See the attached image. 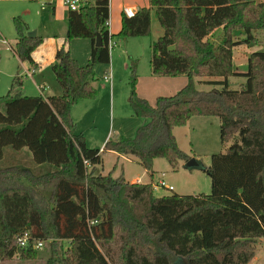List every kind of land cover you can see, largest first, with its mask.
Wrapping results in <instances>:
<instances>
[{
	"label": "trees",
	"instance_id": "16d2710c",
	"mask_svg": "<svg viewBox=\"0 0 264 264\" xmlns=\"http://www.w3.org/2000/svg\"><path fill=\"white\" fill-rule=\"evenodd\" d=\"M148 4L131 17L122 13L115 37H148L154 12L162 34L150 44V75L185 76L187 83L153 105L131 90L129 106L143 120L134 137L107 140L100 150L73 132L72 106L96 96L95 67L110 63L109 0L68 10L65 42L86 39L90 53L81 65L69 48L55 51L51 70L59 95L9 90L0 98V259L32 260L38 242L47 251L45 264H249L254 258L264 240V51L251 52L240 71L233 49L261 44L264 0ZM13 22L10 50L34 70L32 53L42 40L27 36L20 17ZM97 35L101 47H95ZM232 77L244 78L236 90ZM195 78L211 89L198 90ZM193 116L218 118L220 141L230 143L225 153L211 155L204 171L208 195L157 197L151 184L95 172L105 151L133 158L149 173L155 159L172 168L188 161L173 130ZM24 234L27 244L19 246Z\"/></svg>",
	"mask_w": 264,
	"mask_h": 264
},
{
	"label": "rangeland",
	"instance_id": "374dc122",
	"mask_svg": "<svg viewBox=\"0 0 264 264\" xmlns=\"http://www.w3.org/2000/svg\"><path fill=\"white\" fill-rule=\"evenodd\" d=\"M68 10L61 0H0V98H4L9 90L12 94L40 95L37 85L43 86L46 93L52 90L55 92V88L59 90L51 66L55 51L60 47L69 48L71 56L79 64L87 62L88 40L73 38L69 43L64 41ZM16 17H20L27 24V33L34 31L42 40L41 45L32 53V59L38 66L34 73L29 62H21L10 50L16 38L13 22ZM161 34L162 31L156 24L149 37L125 40L117 37L110 51V63L95 67L96 80L93 86L97 89L96 96L90 100L78 101L71 108L73 132L82 133L87 147L101 150L105 139L134 137L143 120L133 116L129 106L128 98L132 89L139 98L153 105L158 96H172L186 84L185 76L160 78L150 75V44ZM258 39L261 44L253 48L252 52L264 51V31L258 32ZM238 47L233 50V60L237 65L242 64L246 56L244 50H248L246 45ZM238 67L240 71H244L246 64ZM203 79L205 78L194 79L196 88L208 91L211 87L199 83ZM228 83L231 89L236 90L244 83V78L232 77L228 79ZM173 134L179 149L205 168L210 166L211 155L225 153L230 145L221 143L219 121L216 117L193 116L184 126L174 128ZM7 151L9 149L5 153ZM15 154L17 153L13 156ZM13 156L8 159V163L16 157ZM101 158L103 162L96 166L95 172L103 175L111 172L112 177L121 176L132 184H151L153 195L157 197L210 193L208 175L200 170L184 169V161L172 168L165 159H155L149 173L133 158H117L116 154L106 151L101 153ZM15 163L19 164L18 159H15ZM25 163L28 164L27 159ZM160 179L173 190L158 186ZM37 253L29 261H22L18 257H3L0 264H45L48 256L45 247ZM249 264H264V240H260L255 246V256Z\"/></svg>",
	"mask_w": 264,
	"mask_h": 264
},
{
	"label": "crops",
	"instance_id": "0c3cea01",
	"mask_svg": "<svg viewBox=\"0 0 264 264\" xmlns=\"http://www.w3.org/2000/svg\"><path fill=\"white\" fill-rule=\"evenodd\" d=\"M148 5H149L148 4V0H109V20H108L109 21V27H108V31H109V34L110 35L114 36L112 42L115 39H117V37H115V35H117L119 33V31H120L121 14L122 13H124L125 15L128 14L131 17V14L133 16L140 9L148 7ZM156 24L158 25L157 20H156V17H155V14H154V12H152V14H151V32H152L153 26L156 25ZM151 32H150V35H151ZM217 33H219V30H218ZM64 41H65V39H64ZM151 42H153V41H151ZM253 48H255V47H248V50L247 51L244 50L245 53H246V56H248L252 52L251 50ZM234 49H237V48L235 47ZM89 53H90V44H89ZM246 56L244 57L245 59H243L242 64L240 63L239 65L235 64L234 63V60H233V64L235 65V67L237 69H239L238 66L241 67V65H245L246 64V58H247ZM88 60H89V54H88ZM88 60H87V62H88ZM85 64H81V65H85ZM32 71L34 73V70L33 69H32ZM111 78H112V75L110 73V80H111ZM160 78H166V77H160ZM92 85H93V83H92ZM39 87L42 88L40 94H42V96H44V97L53 96L54 94L55 95H59L61 93L60 92V89L59 90H56V88H55V92H54V90H52V91H50V93H46V90L43 88V86L37 85V90H38ZM106 140H108V139H105L104 143L106 142ZM113 154H115V153H113ZM117 158H121V157H118L117 156ZM129 183H132V182H129Z\"/></svg>",
	"mask_w": 264,
	"mask_h": 264
},
{
	"label": "built area",
	"instance_id": "2783aa9c",
	"mask_svg": "<svg viewBox=\"0 0 264 264\" xmlns=\"http://www.w3.org/2000/svg\"><path fill=\"white\" fill-rule=\"evenodd\" d=\"M63 2V4L71 11H77L79 10L83 5L86 4V0H61ZM127 17H130V15L126 14ZM132 16V14H131ZM105 25L107 26V28L109 27V21H107L105 23ZM109 32V31H108ZM113 42L110 40L108 47L109 50L111 51L112 47H113ZM110 76V75H109ZM42 88H38V91L41 92ZM164 174H162L163 176ZM158 186L165 188L169 191L173 190V188L171 186H167L166 183L164 182V180L160 179L159 182H157ZM18 244L19 246H25L27 244L28 241V236L26 234L23 235V237L19 238L18 240ZM43 244L41 242H38L34 245V249L36 250H40L42 249Z\"/></svg>",
	"mask_w": 264,
	"mask_h": 264
},
{
	"label": "water",
	"instance_id": "95a60500",
	"mask_svg": "<svg viewBox=\"0 0 264 264\" xmlns=\"http://www.w3.org/2000/svg\"><path fill=\"white\" fill-rule=\"evenodd\" d=\"M27 36L29 38H34L36 36V33L33 32H28ZM102 46V41L99 35H97L96 40H95V47H101ZM184 169L191 171V170H200V171H205V167H203L200 162H198L195 159H189L188 161L185 162Z\"/></svg>",
	"mask_w": 264,
	"mask_h": 264
}]
</instances>
